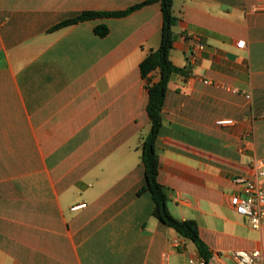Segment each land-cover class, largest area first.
Wrapping results in <instances>:
<instances>
[{"label": "crops", "instance_id": "obj_1", "mask_svg": "<svg viewBox=\"0 0 264 264\" xmlns=\"http://www.w3.org/2000/svg\"><path fill=\"white\" fill-rule=\"evenodd\" d=\"M145 1L0 0V264L204 258L143 191L140 63L160 43V2L54 29ZM173 10L170 59L184 73L165 95L158 180L171 214L197 222L207 264H234V250L264 253V230L230 204L242 190L234 179L264 158V0H174Z\"/></svg>", "mask_w": 264, "mask_h": 264}, {"label": "trees", "instance_id": "obj_2", "mask_svg": "<svg viewBox=\"0 0 264 264\" xmlns=\"http://www.w3.org/2000/svg\"><path fill=\"white\" fill-rule=\"evenodd\" d=\"M152 1H159L161 4L163 25L159 46L151 50L140 63L141 75L146 81L149 95L147 114L150 122L149 132L141 138L140 145L141 160L144 164L146 180L143 191H149L152 195L155 204L153 215L164 224L172 227L181 236L193 241L200 254L205 259H208L209 254L204 242L200 238L197 222L190 219H177L171 214L168 207L167 194L158 180L159 158L156 141L163 125L161 112L165 101V95L171 76L174 73H184V71L177 68L170 59V51L175 39L173 27L178 20L173 10L174 0H146L126 10L115 12H84L76 18L59 23L54 29L95 17H123ZM95 32L100 36H105L108 33V28L106 26H100L95 29Z\"/></svg>", "mask_w": 264, "mask_h": 264}, {"label": "built area", "instance_id": "obj_3", "mask_svg": "<svg viewBox=\"0 0 264 264\" xmlns=\"http://www.w3.org/2000/svg\"><path fill=\"white\" fill-rule=\"evenodd\" d=\"M244 40L238 42L242 47ZM203 48L201 43H197L189 53V62L195 63L197 60L196 51ZM250 97V95H246ZM231 120H222L219 123H231ZM255 174L253 177L238 176L235 182L241 185V193L234 194L230 198V204L234 210L247 218L248 224L257 231L264 230V158L254 163ZM173 245L178 248L180 242L175 241ZM234 264H264V253L260 249L247 251L243 249L234 250L230 256ZM191 264H207L205 258L191 260Z\"/></svg>", "mask_w": 264, "mask_h": 264}]
</instances>
